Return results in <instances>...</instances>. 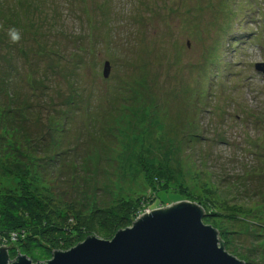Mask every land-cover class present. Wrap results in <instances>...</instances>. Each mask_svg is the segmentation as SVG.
I'll return each mask as SVG.
<instances>
[{
  "label": "rangeland",
  "instance_id": "374dc122",
  "mask_svg": "<svg viewBox=\"0 0 264 264\" xmlns=\"http://www.w3.org/2000/svg\"><path fill=\"white\" fill-rule=\"evenodd\" d=\"M258 63L264 0H0V194L100 210L83 235L103 240L124 203H142L134 221L188 201L264 264Z\"/></svg>",
  "mask_w": 264,
  "mask_h": 264
},
{
  "label": "water",
  "instance_id": "95a60500",
  "mask_svg": "<svg viewBox=\"0 0 264 264\" xmlns=\"http://www.w3.org/2000/svg\"><path fill=\"white\" fill-rule=\"evenodd\" d=\"M254 67L264 73V64ZM108 72L106 63L103 76ZM199 208L181 201L145 212L110 240L90 235L44 262L32 263L22 255L10 261L0 250V264H243L219 245L218 232L202 223Z\"/></svg>",
  "mask_w": 264,
  "mask_h": 264
},
{
  "label": "trees",
  "instance_id": "16d2710c",
  "mask_svg": "<svg viewBox=\"0 0 264 264\" xmlns=\"http://www.w3.org/2000/svg\"><path fill=\"white\" fill-rule=\"evenodd\" d=\"M18 186L21 189L19 194H0V250H5L10 261L18 255L25 256L32 263L47 261L52 253L66 251L81 239H86L84 235L94 229L95 225L90 218L102 215V211L98 210L97 214H91L84 221L78 212L70 210L69 213H60L57 218H53L54 211L50 202L31 193L24 183L19 182ZM160 187L164 188L162 184ZM155 204L152 203L153 206ZM123 205L122 215H104L107 217L105 224L112 230L129 227L141 211L139 208L142 203L137 200ZM219 245L224 247L223 243Z\"/></svg>",
  "mask_w": 264,
  "mask_h": 264
},
{
  "label": "clouds",
  "instance_id": "9594fccd",
  "mask_svg": "<svg viewBox=\"0 0 264 264\" xmlns=\"http://www.w3.org/2000/svg\"><path fill=\"white\" fill-rule=\"evenodd\" d=\"M9 37L13 42H16L20 39V32L19 30L15 28H10L9 29Z\"/></svg>",
  "mask_w": 264,
  "mask_h": 264
}]
</instances>
